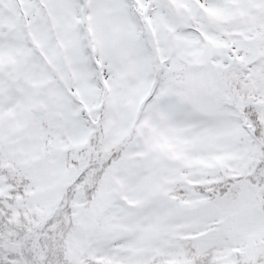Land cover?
I'll return each mask as SVG.
<instances>
[{"label":"snow or ice","instance_id":"snow-or-ice-1","mask_svg":"<svg viewBox=\"0 0 264 264\" xmlns=\"http://www.w3.org/2000/svg\"><path fill=\"white\" fill-rule=\"evenodd\" d=\"M0 264H264V0H0Z\"/></svg>","mask_w":264,"mask_h":264}]
</instances>
